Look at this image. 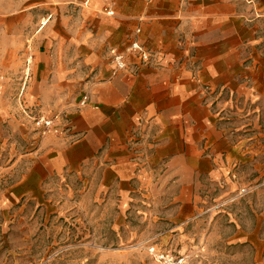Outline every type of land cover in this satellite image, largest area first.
Listing matches in <instances>:
<instances>
[{
	"label": "crops",
	"instance_id": "1",
	"mask_svg": "<svg viewBox=\"0 0 264 264\" xmlns=\"http://www.w3.org/2000/svg\"><path fill=\"white\" fill-rule=\"evenodd\" d=\"M49 4L65 5L49 7L34 46L0 47V138L37 136L14 191L39 195L78 177L114 197L120 217L152 203L168 229L197 221L203 183L234 161L231 132L264 113V0ZM133 42L149 61L126 54L115 72L109 50ZM53 115L54 132L33 127Z\"/></svg>",
	"mask_w": 264,
	"mask_h": 264
},
{
	"label": "rangeland",
	"instance_id": "2",
	"mask_svg": "<svg viewBox=\"0 0 264 264\" xmlns=\"http://www.w3.org/2000/svg\"><path fill=\"white\" fill-rule=\"evenodd\" d=\"M51 1L0 0V47L34 46L49 7L65 5ZM19 12L24 21L7 30ZM253 119L255 127L231 132L234 161L221 178L203 183L202 213L181 230L168 229L152 203L120 217L114 197L78 177L20 197L18 159L37 136L8 133L0 138V264H155L146 251L152 244L189 264H264V113ZM168 230L176 236L172 245L161 236Z\"/></svg>",
	"mask_w": 264,
	"mask_h": 264
},
{
	"label": "built area",
	"instance_id": "3",
	"mask_svg": "<svg viewBox=\"0 0 264 264\" xmlns=\"http://www.w3.org/2000/svg\"><path fill=\"white\" fill-rule=\"evenodd\" d=\"M126 54L134 55L137 59H139V61L143 63H147L149 61L148 52L135 42L131 43L124 53L118 52L115 49H110L109 55L115 72L126 69ZM84 104L85 100H82L80 105ZM57 119V115H53L51 117H37L32 121V124L33 127H35L40 132V134L44 135L46 133L55 131V121ZM146 251L155 264H189L187 256L175 254L170 250L158 248L153 244L149 245Z\"/></svg>",
	"mask_w": 264,
	"mask_h": 264
}]
</instances>
